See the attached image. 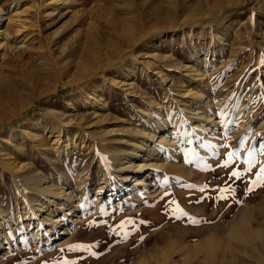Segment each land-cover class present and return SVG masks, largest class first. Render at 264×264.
I'll return each instance as SVG.
<instances>
[{"label": "rangeland", "instance_id": "rangeland-1", "mask_svg": "<svg viewBox=\"0 0 264 264\" xmlns=\"http://www.w3.org/2000/svg\"><path fill=\"white\" fill-rule=\"evenodd\" d=\"M0 10L7 17L22 12L4 22L0 37V210L16 229L11 247L2 241L0 264H159L171 246L176 264H209L197 247L210 236L222 244L215 264L264 261L263 238L246 244L231 235L246 221L264 232V185L256 182L264 167V0H0ZM133 63L131 93L124 78ZM191 90L205 94L209 107ZM84 93L107 107L103 120L83 105ZM144 111L168 126H147ZM198 112L217 127L203 122L208 127L199 129ZM65 119L76 136L115 132L107 144L121 152H129V130L164 137L185 127L175 156L155 148L163 168L149 188L133 192L128 182L111 195L119 174L98 146L55 156L53 129ZM11 173L71 193L77 222L42 242L32 228L16 227L20 190ZM104 179L109 186L99 194Z\"/></svg>", "mask_w": 264, "mask_h": 264}, {"label": "bare ground", "instance_id": "bare-ground-1", "mask_svg": "<svg viewBox=\"0 0 264 264\" xmlns=\"http://www.w3.org/2000/svg\"><path fill=\"white\" fill-rule=\"evenodd\" d=\"M21 13L22 12L17 11L13 16L7 17V15L4 14L3 10H0V37L4 36V22L6 20L7 22H16L17 19L20 20ZM126 56H129V58L133 60H137L132 54H126ZM120 63L122 65L125 64L124 61H120ZM134 66L135 63L131 65L128 73H124V79L127 82H130L131 93L135 92L136 89L134 83L132 82V71L134 69ZM142 76L146 77L149 80L151 78L148 72H145ZM199 77L201 83L205 84L207 82V78L204 74L199 75ZM115 81L116 77L113 78V82L117 85L118 83ZM83 95L84 96L81 99L83 105L87 108H91L95 112V119L103 120L104 117L103 114L100 113V111H102V113L106 112L107 107L102 103V101L96 99L89 93H84ZM188 95H193L191 97H194L195 101H197L199 104H203L204 106L209 107L210 101L207 100L205 94H200L197 92L193 93L191 90ZM188 95L186 96L188 97ZM155 107V103H152V107L150 109L155 110ZM187 107L188 106H186V108ZM139 113L143 116L144 123L147 126H151V128H156L157 131L161 130L162 126H168V122L164 117H160V122H157L158 120L155 122V120L151 118V114L147 113L146 111ZM194 117L202 121L201 123H197V127L199 129H206V127H208L207 124H213L215 125V128L218 125V123L215 122V119H212L209 115L206 114V112L195 113ZM181 118L182 117H178L179 122L180 120H182ZM65 120V122L63 121L64 123L62 124H54L56 126H54L55 128L53 130L57 133V139L53 143V146L55 145L53 149L55 156L59 158H61V156L69 157L74 150L79 149H83L87 152H94L96 151V147L98 146L99 157L107 163L109 170L119 174L118 181H116V184L112 186L113 189L111 195L117 194V191L119 190L124 192L123 190L125 189L121 190L122 186L123 184H126L128 182H131V184H133V188H135L133 189V192H136L139 188H149L150 180H152L151 178L155 177L154 174L156 175L158 173V169L163 168L162 157L160 155L152 156V154L157 150L155 148L167 147V149H170L175 156L178 146L177 141L181 137V134L185 127V124L180 123L174 128L173 132H170L169 135H165L164 137H160L159 135L154 133L150 134L146 129L136 130L134 133L136 134L135 136L133 134H130L132 133V131L129 130L130 133L126 134H129L130 138L126 139L123 137V140L126 139V144L129 147V152H121L113 150V148H111L107 144L108 142H110L108 140V137L115 132L112 131L109 133H105L104 135L98 137L95 136V134L89 133V130H83V135L82 133H80V135L76 136L78 132H76L77 128L70 127L74 125L73 120ZM203 122H207V124ZM32 138H36L37 140V137ZM39 140L40 139H38V141ZM98 140H100L101 143H96V141ZM111 143L114 144L115 142ZM100 166H102L101 161ZM3 169H5V171H8L6 167ZM12 177H14V180L16 181V183H18V188L20 190V196L15 199V203L17 206L16 212L18 216V225L16 227H20L22 229L32 228V235L34 236L35 240H39L42 242L52 240L54 237L56 239V237L64 235L66 233V227L69 225L70 221L71 223H75V221L78 219V212L76 211V206H74L75 198L71 193L56 190L53 187L49 186L41 189V183L44 184L42 180H40L39 178H30L26 175L24 176V173H14L12 174ZM79 178L80 177L78 176L77 179L79 180ZM64 180L66 181V179ZM32 182H37V185L31 186L30 183ZM108 186L109 182L104 179L99 187V194ZM32 192L40 197L44 194H47V198L45 201L40 197H38L36 200H33L29 195ZM57 214L62 217H58ZM15 231V227L11 226V220L7 212L4 210H0V251L5 250L2 242L5 239L9 240L8 244L11 247L12 241L10 239ZM231 235L233 236L232 239H236L246 244H251L253 241L255 242V240L258 239H261V241L264 240V232L260 230H254L250 225L247 224V221L245 225L237 228ZM220 244V239H217V237L215 238L214 236H210L207 237L204 243H202L201 245L199 244L198 247L197 245L195 246L197 247V251L199 253L204 254V256L206 257L204 259H207V263L215 264V259L218 255L216 246ZM172 249L174 248H172L171 246L163 251L161 256L163 260L160 261L161 263L159 264H176L174 263L173 258L170 256L171 252L173 251ZM217 259L219 258L217 257ZM258 263L264 264V261L258 260Z\"/></svg>", "mask_w": 264, "mask_h": 264}, {"label": "snow or ice", "instance_id": "snow-or-ice-1", "mask_svg": "<svg viewBox=\"0 0 264 264\" xmlns=\"http://www.w3.org/2000/svg\"><path fill=\"white\" fill-rule=\"evenodd\" d=\"M234 154L233 153H229V161H226L225 162V164L223 165L224 167H228V165H229V162L231 161V159H232V156H233ZM251 155V154H250ZM248 168L245 170V171H247V172H251V170H252V167L254 166V161H252V160H249L248 162ZM242 175H243V173L242 172H239V171H232V173H231V176L232 177H236L237 179H240L241 177H242ZM256 182H258L259 184H261V185H264V167H262L261 168V170H260V172L259 173H257V181ZM255 183V182H254ZM204 189L202 188V189H200V191H203ZM253 189L252 188H249L248 189V191H252ZM222 199L223 198H226V197H221ZM182 211V210H181ZM184 215H186V213H184ZM192 223H198L199 221H197V220H192L191 221ZM76 247H83V246H76Z\"/></svg>", "mask_w": 264, "mask_h": 264}]
</instances>
